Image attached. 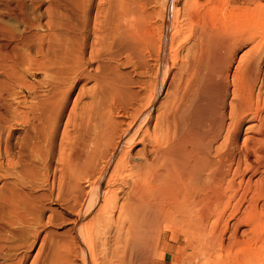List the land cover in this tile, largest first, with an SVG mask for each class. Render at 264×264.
Returning a JSON list of instances; mask_svg holds the SVG:
<instances>
[{
	"label": "bare ground",
	"instance_id": "6f19581e",
	"mask_svg": "<svg viewBox=\"0 0 264 264\" xmlns=\"http://www.w3.org/2000/svg\"><path fill=\"white\" fill-rule=\"evenodd\" d=\"M167 260L264 264V0H0V264Z\"/></svg>",
	"mask_w": 264,
	"mask_h": 264
},
{
	"label": "rangeland",
	"instance_id": "374dc122",
	"mask_svg": "<svg viewBox=\"0 0 264 264\" xmlns=\"http://www.w3.org/2000/svg\"><path fill=\"white\" fill-rule=\"evenodd\" d=\"M183 2H184V0H176V7L177 8H179L180 10H181V7H182V4H183ZM4 22H6V23H9V21H4ZM10 24V23H9ZM249 48V46L248 45H246V46H244V47H242L237 53H236V55H235V60H234V64H233V66H232V70L236 67V65H237V63H239V62H237L239 59V57H241V55L242 54H244V52L247 50ZM165 93V91H163V94ZM86 98H84V100H85ZM46 206H49V205H47L46 204ZM50 207H54V208H56L58 211H60L62 208L61 207H57V205H54V204H52ZM62 211V215L60 216V217H58V219H57V221L58 222H60L61 220H62V222L60 223V228H59V230H60V232H62V233H64L63 234V237H62V239H66V237L68 238V230H69V228L72 226V220H73V216H68L66 213H65V211H63V209L61 210ZM60 211V212H61ZM46 214H48V212L46 213ZM61 219V220H60ZM63 230V231H62ZM67 232V233H66ZM172 243V242H171ZM174 245H176V243H173ZM166 264H170V262H169V260H167L166 261Z\"/></svg>",
	"mask_w": 264,
	"mask_h": 264
}]
</instances>
